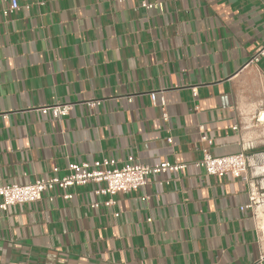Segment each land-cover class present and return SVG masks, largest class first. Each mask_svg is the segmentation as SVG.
I'll return each mask as SVG.
<instances>
[{"label":"crops","instance_id":"obj_1","mask_svg":"<svg viewBox=\"0 0 264 264\" xmlns=\"http://www.w3.org/2000/svg\"><path fill=\"white\" fill-rule=\"evenodd\" d=\"M42 1L0 2V186L102 157L185 167L0 209V264H264V202L241 209L264 191V0ZM204 150L243 152L247 180L207 175Z\"/></svg>","mask_w":264,"mask_h":264},{"label":"built area","instance_id":"obj_2","mask_svg":"<svg viewBox=\"0 0 264 264\" xmlns=\"http://www.w3.org/2000/svg\"><path fill=\"white\" fill-rule=\"evenodd\" d=\"M7 1L9 6L3 9V13L7 14L19 9V0H0ZM26 8L30 7V4L41 5L42 0H25ZM140 6L145 9L160 8L158 3L147 2L146 0H140ZM264 55V45L262 49L257 52L250 62H258V60ZM155 93L151 94V102L155 104ZM99 103L97 101H87L86 105L89 108L95 107ZM162 107V119L166 121L168 114L165 109V101L160 99ZM41 113L50 115L55 120H60L72 110L71 103H53L51 105H44L39 108ZM203 140H207L202 137ZM210 142V140H207ZM171 142V139H168ZM196 165L203 168L207 175L224 176L231 175L234 178H241L247 180L246 174L249 166V162L243 152L228 154L227 156H214L203 151L202 157L197 160ZM184 164L161 162L154 164V166L141 163L133 156H127L126 158H109L102 157L92 162L82 161L79 164L74 162H68L66 172L60 174L59 169L54 167L53 175L49 177L36 179L32 183L20 185L16 183H10L4 186H0V209L7 210L9 205H15L19 203L35 202L42 198L44 193L58 189L60 191L66 190L71 187H77L88 183H102L99 188L94 191L96 195H108L113 196L119 191L127 192L134 191L136 188L146 185V177L150 174L161 172H178L184 168ZM72 193L65 192L62 195L64 199H71ZM249 201L243 208H255L260 206L264 202V191H260L259 188L250 183L249 188ZM52 200V196L48 197ZM114 203L113 200L108 199L103 202L106 206H111ZM99 202L91 204L92 208H98ZM118 216V214H115Z\"/></svg>","mask_w":264,"mask_h":264},{"label":"bare ground","instance_id":"obj_3","mask_svg":"<svg viewBox=\"0 0 264 264\" xmlns=\"http://www.w3.org/2000/svg\"><path fill=\"white\" fill-rule=\"evenodd\" d=\"M264 118V114H263V116H262V119Z\"/></svg>","mask_w":264,"mask_h":264}]
</instances>
